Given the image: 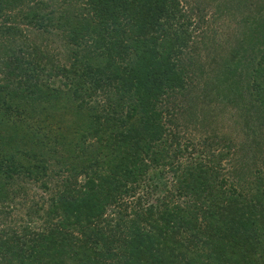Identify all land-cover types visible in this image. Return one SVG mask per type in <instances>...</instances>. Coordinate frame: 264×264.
<instances>
[{
    "label": "trees",
    "instance_id": "16d2710c",
    "mask_svg": "<svg viewBox=\"0 0 264 264\" xmlns=\"http://www.w3.org/2000/svg\"><path fill=\"white\" fill-rule=\"evenodd\" d=\"M59 1L64 4L57 20L63 23L60 29L77 20L82 25L68 36V43L80 47L74 55L82 47L89 53L85 57H103V63L77 56L67 67L57 64L52 70L50 61L45 70L35 72L42 59L39 47L29 43L20 26L41 28L45 19L52 24L57 10H51L47 0H0V47L5 49V71L14 78L0 85V112L19 111L18 99L31 97L24 93H33L48 111L52 94L44 79L56 73L69 80V93L86 111L84 140L95 141L78 147L75 154L88 162L77 172L85 176L81 189L65 177L59 199L51 200L46 212L60 218L57 226L63 230L71 222L89 221L92 233L84 234L82 245L73 248L61 231L46 234L43 226L42 253L51 251L45 261L55 256L59 264H264V171L253 168L246 186L238 177L241 169L222 164L238 156L244 145L238 147L222 135L214 136L213 142L205 137L198 141L202 155L195 158L192 153L182 164L179 160L189 146L179 136L186 126L174 103L202 86L198 76L210 75L201 55L208 53L200 50V37L208 39L196 33L192 13L182 0H77L76 7L69 0ZM254 1H246L250 10L241 22L232 58L210 75L207 84L208 91L240 110L248 131L249 117L264 126V2ZM203 70L207 74L200 76ZM204 95L213 98L211 93ZM261 150L257 143L254 166ZM54 151L38 155L33 168L1 150L0 177L10 181L21 175H47L42 160ZM20 153L32 157L26 149ZM4 185L1 181V205L8 201ZM110 207L117 210L104 219ZM102 221L105 224L98 227ZM20 248L29 246L22 243ZM14 253L10 242L0 238L2 264H12L9 255Z\"/></svg>",
    "mask_w": 264,
    "mask_h": 264
},
{
    "label": "rangeland",
    "instance_id": "374dc122",
    "mask_svg": "<svg viewBox=\"0 0 264 264\" xmlns=\"http://www.w3.org/2000/svg\"><path fill=\"white\" fill-rule=\"evenodd\" d=\"M76 1L69 0L68 4L73 3L72 6L76 7ZM246 1L182 0L186 10L192 13L191 20L194 27L198 28L196 33L203 32L204 38L208 39L202 40V36L200 37L202 41L200 50L204 49L208 53L207 56L206 54L201 55L204 56L203 61L210 75H214L220 65L222 66L224 62L230 60L232 51L238 47L241 22L247 15V9L250 10ZM248 1L255 2L254 0ZM47 2L51 6V10H57L54 13V18H52L54 23L50 24L45 19L42 22L44 26L41 28L34 29L32 26L23 24H21L23 26H20L26 30V39L29 43L37 44V47H39L38 51L42 59L39 61V65L35 66V72L45 70L50 61L53 63L51 69L55 70L56 67L54 66L57 64L67 67L70 61L75 62V57L89 55L81 47L82 52L75 56L74 54L80 50V47L68 43L69 34L78 32L82 25L77 20L72 21V24L65 23V26L60 29L59 24L63 23H57V20L59 10L64 7V4L59 0H47ZM260 2H264V0H258L256 3ZM200 17L203 22L199 19ZM196 23L200 25L197 26ZM196 33H194V36ZM3 50L5 49L0 47V85L5 86L11 84L14 78L5 71L4 65L7 59ZM199 51L195 53L194 60L197 59ZM85 58L89 60L92 56ZM89 61L103 63L104 59L98 57ZM202 74H207V72L203 70L200 76ZM210 75L207 78H205L206 76H203V78L198 76L197 80L202 83V86H198L195 90L190 89L184 100H177L174 103L175 109L180 113L178 114L179 121L186 126L180 129L179 136L183 144L188 143L189 146L188 153L184 157L180 156V163H184L189 156L192 158V153L196 155L195 158L203 154L197 152L199 150L198 141L202 138L207 137L213 142L214 136L222 135L232 140L238 147L244 145V150L238 153L239 157L230 156V161L224 159L225 161L222 164L226 169L232 167L241 169L238 172L241 184L249 186L251 170L257 168L256 173L259 170L264 171V140L261 139L264 126L260 128L259 121L249 117L248 124L252 122V127L250 126L252 131L244 129L245 120L242 123L240 110L232 106L226 99L217 98L211 90L208 91L207 84L211 81L209 80ZM68 81L67 78L60 77L56 73L44 79L45 88H49L52 94V97L49 98L48 111L42 109L45 104L44 102H38L36 100L37 96L31 95L33 93H24V96L30 95L31 97L26 96L18 99L21 104L19 111L0 112V134L4 138L3 143L0 142V151L18 156L19 160L17 161L24 167H33L36 162L35 158L38 155L45 153V150H55L53 153L47 154L44 161L42 160L44 166L47 167V175L42 172L39 175H34L33 178H29L28 175H21L20 178L14 177L10 181L0 177V182L5 183L3 192L7 193L8 198L5 204H0V238L9 241L16 252L14 255H9L12 264H20V261L23 264H59L57 259L54 258L55 256L49 261H45L48 256H51V251L46 255L42 253L43 247L41 248L40 245L42 240L39 239V236L40 230L44 228L43 226H46V234L54 229L61 231V236H64L70 247L73 246V248L82 245L81 240H83L84 234L88 236L92 233L87 225L89 221H79L81 224L71 222L67 225V229L63 230L57 226L60 218L53 214L49 217L46 213L51 200L59 199L60 193L58 191L64 189L63 180L65 177L68 178V183L76 182V190L81 189L79 185L85 181V176L82 174L83 172L80 174L77 172L87 166L86 163L88 162H84L75 154L79 150L78 147L87 148L95 142L83 138L82 134L88 125V117L85 115L86 111L79 109V102L69 93ZM203 88L205 90L200 92ZM9 89H13V87L10 85ZM202 93H207V95L211 93L214 100L211 101L212 99L210 100L209 97L204 98L205 95L201 97ZM221 96L219 95V97ZM179 103L182 105L178 106ZM31 111L34 112L31 113ZM28 113L32 115V118L25 117ZM257 143L259 149L262 148L263 154L258 165L254 166L252 160H255L254 153ZM24 149L32 157L26 158L23 153H20ZM243 157H245L244 161L241 162L240 159ZM38 162H41V160ZM99 173L102 175L103 171H97V174ZM167 174L168 177H171V173L167 171ZM223 174L228 176L226 172ZM230 180H232L231 177L228 181ZM236 183V187L241 188V185L238 182ZM115 209L117 210L115 207L106 209L104 219H109V216L115 213L113 212ZM96 221L97 219H94V225L98 224ZM104 224V221H102L98 227ZM81 225H84L85 228ZM92 236L91 238L94 240ZM22 243L28 245L29 248L24 251L20 248ZM79 262L82 263V260ZM79 262L73 263L71 261L66 264H80ZM0 264H2L1 258Z\"/></svg>",
    "mask_w": 264,
    "mask_h": 264
}]
</instances>
